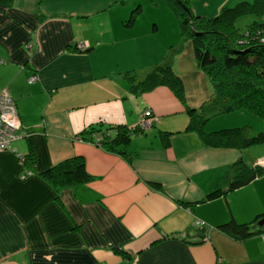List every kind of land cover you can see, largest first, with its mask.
<instances>
[{"label":"crops","instance_id":"crops-1","mask_svg":"<svg viewBox=\"0 0 264 264\" xmlns=\"http://www.w3.org/2000/svg\"><path fill=\"white\" fill-rule=\"evenodd\" d=\"M143 1L0 4V93L10 89L23 132L15 151L0 152V264H264V233L235 239L218 228L231 216L251 222L264 213V175L202 202L227 186L236 161L264 158V145L214 147L188 130V107L201 109L213 84L191 40L168 44V25L180 31L169 4L150 16L142 7L124 24ZM236 2L191 0V6L211 18ZM168 13L169 23L162 20ZM80 42L89 50H77ZM172 50L185 102L168 86L132 92L126 71L143 77ZM32 75L38 79L30 82ZM148 108L156 120L132 136L127 155L79 136L92 125L136 127ZM30 151L36 160L28 174ZM74 156L84 159L92 179L56 191L42 173ZM198 232L206 234L202 242Z\"/></svg>","mask_w":264,"mask_h":264},{"label":"trees","instance_id":"trees-1","mask_svg":"<svg viewBox=\"0 0 264 264\" xmlns=\"http://www.w3.org/2000/svg\"><path fill=\"white\" fill-rule=\"evenodd\" d=\"M13 2L14 0H0V4L5 6H10ZM167 3L180 21L183 40H191L194 44L198 65L209 77L214 89L210 100L201 109L188 107V130L197 132L207 145L214 147L247 149L264 145V130L251 135L246 125L206 130L209 120L242 109L264 120V0H246L227 5L220 14L211 18L195 14L191 0H167ZM141 11L142 6L139 4L124 24L131 25ZM245 15H256L257 18L245 26H239L237 21ZM89 47L83 51L89 50ZM76 49L78 50L77 45ZM173 52L174 50L162 62L150 68L143 77L136 70H127L125 74L131 83V91L142 94L159 86H168L185 102L184 83L173 68ZM142 130L144 129L140 125H92L79 136L108 151H120L127 155L125 147L130 144L132 136ZM164 141L166 145L170 144L169 135L164 134ZM35 160L33 151L24 155L28 172L34 171ZM263 175L264 166L257 162L250 165L239 159L229 168L227 186L208 192L202 202L227 197L231 191L246 186ZM42 177L56 191L92 179L80 156L50 167L42 173ZM150 184L156 189H163L159 182L152 181ZM263 218L264 213L258 214L251 222H239L231 216L228 221L218 225V228L235 239H244L264 233V225L258 224ZM197 237L202 242L206 234L198 232Z\"/></svg>","mask_w":264,"mask_h":264},{"label":"rangeland","instance_id":"rangeland-1","mask_svg":"<svg viewBox=\"0 0 264 264\" xmlns=\"http://www.w3.org/2000/svg\"><path fill=\"white\" fill-rule=\"evenodd\" d=\"M154 1L157 2L158 0H144L143 1L142 7H143V10L147 12L146 16L152 15L153 11L160 13L164 9V5L167 8V4H168L167 0H161L162 5L160 8L156 7V3ZM239 1H246V0H238V2ZM248 1H252V0H248ZM238 2H236V3H238ZM173 16H175L174 13H173ZM169 17H170V15L168 13V17L166 15H164L162 17V20L166 21V19H168V23H169L170 22ZM256 18H257L256 15H245V16L241 17L237 21V23L239 26H245ZM178 22H179V27H180L179 19H178ZM179 29H180L179 33L175 34V24L168 25V44H171L172 41H174V43H179V40H181V38H183L181 27ZM147 111H149V112H147ZM238 112L239 111L232 112V113L225 114L222 116H218V117H215V118L209 120L207 122V125H206V127H208L207 130L210 127H217L215 129H219V128H228V127H244L245 125H246V127H247V129L251 135H255L258 132L264 130V120L262 118L254 115V114L252 116L249 114L241 115V113H238ZM141 120L142 121L152 120L151 125H149V127H151L153 125L154 121L156 120V116L153 113H150V109L148 108V109H145V111L143 112ZM141 120H140V122H141ZM260 162L264 163V160H260Z\"/></svg>","mask_w":264,"mask_h":264},{"label":"built area","instance_id":"built-area-1","mask_svg":"<svg viewBox=\"0 0 264 264\" xmlns=\"http://www.w3.org/2000/svg\"><path fill=\"white\" fill-rule=\"evenodd\" d=\"M77 46L81 50H86L89 47V44L80 42L77 44ZM37 79V75H32L30 77V82H33ZM151 123L152 120H141L139 125L142 129H147ZM22 136V122L17 110L16 102L10 89L6 88L0 94V152L5 150L15 151V149H13V143L21 139ZM18 154L22 156L21 153ZM261 160H264V158ZM257 164L264 165V163H261L260 160ZM28 174H31V172H28ZM199 224L203 226L204 222H199Z\"/></svg>","mask_w":264,"mask_h":264},{"label":"water","instance_id":"water-1","mask_svg":"<svg viewBox=\"0 0 264 264\" xmlns=\"http://www.w3.org/2000/svg\"><path fill=\"white\" fill-rule=\"evenodd\" d=\"M262 166H264V165H262ZM258 224H259V225H263V224H264V218L261 219V220L258 222Z\"/></svg>","mask_w":264,"mask_h":264},{"label":"flooded vegetation","instance_id":"flooded-vegetation-1","mask_svg":"<svg viewBox=\"0 0 264 264\" xmlns=\"http://www.w3.org/2000/svg\"><path fill=\"white\" fill-rule=\"evenodd\" d=\"M264 225V224H263ZM263 225H261V226H263Z\"/></svg>","mask_w":264,"mask_h":264}]
</instances>
